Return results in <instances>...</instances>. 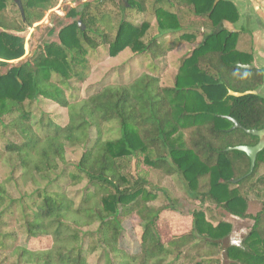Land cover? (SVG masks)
<instances>
[{
  "label": "trees",
  "instance_id": "obj_1",
  "mask_svg": "<svg viewBox=\"0 0 264 264\" xmlns=\"http://www.w3.org/2000/svg\"><path fill=\"white\" fill-rule=\"evenodd\" d=\"M20 1L23 17L15 0H0V29L20 32L30 27L56 0ZM215 1L151 0L158 37L144 42L150 22L136 26L125 17L112 41L103 37L111 59L126 50L140 56L168 36L179 43L195 42L197 36L184 30L179 13L171 10L176 5L194 19L204 18L209 31L202 32L200 43L182 58L171 87L161 86L157 76L142 73L71 103L65 90L72 79H85V74L79 75L85 57L100 46L95 41L100 30L93 27L106 17L101 14L97 19L98 12L85 11L78 14L83 29L78 21L62 27L57 43L44 44L27 62L0 74V127L5 117L15 115L9 125L24 136L19 144L5 143L3 162L11 169L10 178L17 175L15 180L32 189L10 199L0 185V228L15 216L22 222L23 234L51 241L48 248L29 250L14 245V235H2L4 262L12 258L8 264H222L225 259L228 264H264V149L250 175L246 154L226 151L258 142L243 130H231L227 117L244 129L264 130L263 98L228 95L230 90L256 92L263 74L237 66L250 65L252 56L236 49L237 33L225 28L226 23L236 22V8L228 0L214 5ZM9 5H16L18 22L9 19ZM127 6L130 11L147 12L144 0H128L120 10L126 11ZM69 14L76 12L72 9ZM6 31L0 32L1 67L24 55L23 38ZM41 99L65 109L67 124L43 116L36 119L32 106ZM72 147H82L83 152L70 169L66 150ZM142 163L177 175L191 200L211 203L235 220H251V228L232 243V224L208 218L205 211L212 210L206 207L191 213L189 231L165 239L157 219L161 211L175 209L152 205L157 197L145 189L146 179L126 173L139 170ZM61 181L66 187L55 189ZM73 188L77 190L71 192ZM250 194L262 200L255 214L248 213ZM127 217L138 219L135 254L119 246ZM94 256L99 258L89 262Z\"/></svg>",
  "mask_w": 264,
  "mask_h": 264
},
{
  "label": "rangeland",
  "instance_id": "obj_2",
  "mask_svg": "<svg viewBox=\"0 0 264 264\" xmlns=\"http://www.w3.org/2000/svg\"><path fill=\"white\" fill-rule=\"evenodd\" d=\"M170 1L176 4L175 0ZM122 3L121 0H56L53 6L44 11L43 18L33 23L30 27L20 32L0 29V32L6 31L23 38L24 42L23 57L19 60L9 62L8 66H0V74H4L11 66H19L21 63L27 62L33 55L41 51L44 44L57 43L58 31L64 26L79 21L78 14L85 11L86 13L98 12L97 19H100L99 17H101V14H104L106 17L97 22L93 27L96 30H100V37L95 38V41L99 42L100 46L93 53L85 57L87 67L85 66V68H83L81 66V74H79H85V79L81 81V76V78L72 79L69 89L65 90L66 97H68L71 103L89 96L91 93L104 86L118 82H127L131 78L139 76L142 73H149L155 77H159L161 86H173L174 78L182 58L189 55L191 50L200 43L202 32L207 33L209 31L208 22L204 18L194 19L184 14V7L176 5L171 10L179 13V22L182 28L197 36L194 43H179L177 38L173 39L168 36L163 40H161L162 38L158 39L156 42L157 46L153 48V51H149L147 54L135 56L130 50H126L119 54L116 59H111L108 56V46L102 43V39L106 37L108 43L113 40L116 28L123 17H125L127 22L136 26L140 25L143 21L150 22L151 27L143 38L144 42H147L152 37H158L155 28V19L152 13L151 0H144L147 12L143 13L135 9L130 11L128 6L126 7V9L128 8L126 11H122L120 10ZM247 4L251 5L250 2ZM164 6L168 9L166 5ZM72 9L76 12L74 16H70L69 14V11ZM179 9H181L180 12H178ZM7 11H9V19H15L17 22L19 21L16 5H9ZM234 27L237 28V24H234ZM259 37L261 36H258V38ZM256 49L258 53H264L259 40L257 41ZM257 63L258 66L262 65L261 60H258ZM262 66H264V63ZM258 89H260V87ZM256 94L262 98L261 94H264V88H262L261 91L258 90ZM32 110V115H34L36 119L43 116V118L51 119L58 125L64 126L67 124L68 118L66 110L50 101L41 99L38 104L32 106ZM14 117L16 116L12 115L5 117L3 120L4 125L0 127V185H3L5 190L4 194L10 199H17L19 194H30L32 191L31 186L27 185L24 187L19 180H15L17 175L14 174V178H10L11 169L3 162L5 143L10 142L19 144L24 140L23 134L9 125ZM92 138L94 140V132H92ZM93 140H91L92 142L89 146L92 145ZM82 152V147L67 148L66 158L70 169L78 162ZM129 172L134 176L140 175L144 177L149 183L145 185V189H148L157 197L152 205L157 208L168 205L174 207L175 211H161L157 219L158 229L165 239L170 237V235H178L189 231L192 220L191 213L206 209V207H210L212 210L205 211L208 218L212 217L213 220L221 218L232 224L233 233L230 236V241H232V243H238L240 237L247 233L253 224L251 220H235L227 214H223L221 210L215 208L211 203L202 205L198 201L191 200L187 196L185 187L177 175H166L164 172L151 169L143 163L139 170H129L126 173ZM260 173H263V171H260L258 174ZM128 179L133 181L130 177H128ZM65 183V181L59 182L55 189L65 188ZM82 185H84V183L78 188ZM76 190V188H73L70 191ZM26 197L27 196H24L25 200ZM249 197L248 213L255 214L261 209L262 200L257 199L253 194H250ZM29 204H33L31 196H29ZM17 217L19 216L17 215ZM137 222L138 219L136 217H127L122 221L123 230L119 239V246L128 254H135L138 251ZM21 223L20 218L16 219L15 216L6 219L5 227L0 228V246L3 244L2 235L9 234L15 237L11 240L14 245L23 246L29 250L45 249L50 246L51 241L49 238H31L23 234ZM6 255V252L0 250V264H8L13 261V259L10 258L8 261L4 262ZM98 258L99 257L94 256L90 258L89 262H96ZM222 264L228 263L223 259Z\"/></svg>",
  "mask_w": 264,
  "mask_h": 264
},
{
  "label": "crops",
  "instance_id": "obj_3",
  "mask_svg": "<svg viewBox=\"0 0 264 264\" xmlns=\"http://www.w3.org/2000/svg\"><path fill=\"white\" fill-rule=\"evenodd\" d=\"M236 8L238 18L234 24H225V28L230 32L237 33L236 49L239 52L252 56L253 69L261 70L263 75L264 53H258L256 49L257 41L261 42L264 50V0H228ZM248 2L251 3L247 4ZM250 6V9H249ZM258 36H261L258 38ZM261 60L262 65L258 66L257 61ZM264 84V83H263ZM263 84L260 86L261 91ZM256 91V93L258 92ZM264 99V94H261Z\"/></svg>",
  "mask_w": 264,
  "mask_h": 264
},
{
  "label": "water",
  "instance_id": "obj_4",
  "mask_svg": "<svg viewBox=\"0 0 264 264\" xmlns=\"http://www.w3.org/2000/svg\"><path fill=\"white\" fill-rule=\"evenodd\" d=\"M124 4H126L127 0H121ZM217 0L215 1L214 5L216 4ZM15 3L20 11L21 16L23 17L24 13H23V8L21 5V1L20 0H15ZM78 26L83 29L84 27L82 26L81 22L78 21ZM238 67L242 68V69H246V70H252L253 66L252 65H242V64H237ZM249 94H256L255 91H246L243 93H239V92H234V91H228V95L232 96V97H242L245 95H249ZM228 120H230L233 124L231 130H243L246 134L252 135L254 137H256L258 139V142L254 145V146H237L234 148H227L226 151H231V150H237L240 152H243L244 154H246V156L249 158L250 161V167H249V172L248 175H250L253 172V169L255 167V162H256V157L257 154L259 152H261L264 149V130H257V129H244L236 120L227 117ZM236 182V181H234Z\"/></svg>",
  "mask_w": 264,
  "mask_h": 264
}]
</instances>
